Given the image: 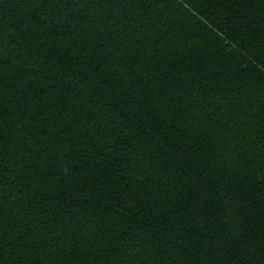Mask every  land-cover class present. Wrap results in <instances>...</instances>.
Segmentation results:
<instances>
[{"label": "trees", "instance_id": "trees-1", "mask_svg": "<svg viewBox=\"0 0 264 264\" xmlns=\"http://www.w3.org/2000/svg\"><path fill=\"white\" fill-rule=\"evenodd\" d=\"M0 264H264V0H0Z\"/></svg>", "mask_w": 264, "mask_h": 264}]
</instances>
